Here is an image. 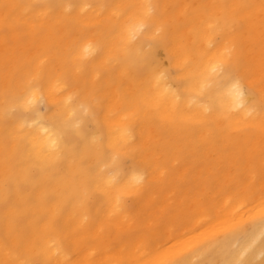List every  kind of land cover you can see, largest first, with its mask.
Returning a JSON list of instances; mask_svg holds the SVG:
<instances>
[{
	"label": "bare ground",
	"instance_id": "1",
	"mask_svg": "<svg viewBox=\"0 0 264 264\" xmlns=\"http://www.w3.org/2000/svg\"><path fill=\"white\" fill-rule=\"evenodd\" d=\"M0 264H264V0H0Z\"/></svg>",
	"mask_w": 264,
	"mask_h": 264
}]
</instances>
